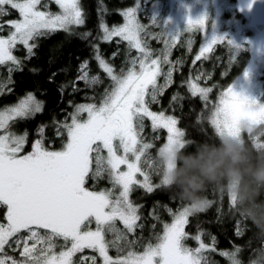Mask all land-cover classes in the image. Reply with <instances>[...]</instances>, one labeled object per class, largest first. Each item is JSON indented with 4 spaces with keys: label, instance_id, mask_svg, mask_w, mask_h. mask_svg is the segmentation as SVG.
<instances>
[{
    "label": "snow or ice",
    "instance_id": "1",
    "mask_svg": "<svg viewBox=\"0 0 264 264\" xmlns=\"http://www.w3.org/2000/svg\"><path fill=\"white\" fill-rule=\"evenodd\" d=\"M54 2L60 9L56 13L41 10L48 8V3L42 0H0V17L9 14V7L19 16L6 22L11 29L8 35H0V66H7L8 72L7 78L0 80V95L14 83L13 72L23 70V61L13 54L18 45L26 49L25 59H31L39 37L59 30L71 33L75 27L84 25L80 0ZM122 15L125 23L119 27L109 28L101 20L102 35L97 39L109 42L120 37L128 43L129 49L137 50L138 55L127 61L126 70L122 68L117 73L102 58L98 45H93L95 59L112 86L105 90L99 104L75 105L74 111L63 121H54L56 134L66 137L60 150L45 145L46 125H40L31 151L22 154L28 133L17 134L12 127L14 122L33 118L44 111V102L34 92L0 109V206L6 207V223H0V264H97L98 259L102 264H207L202 255L207 247L201 239L202 233L190 237L185 231L194 212L190 205L178 212L169 209L172 222L163 224L162 233L155 236V242H147L142 251L132 250L137 240L128 239V234L143 228L138 224L140 206L130 199L134 186L147 193L168 186L170 166L164 163V157L177 146L183 148L186 140L185 132L177 127V118L149 107L172 83L175 65L168 60L167 51L180 33L158 34L159 37L166 34L168 39L164 40L162 58L154 56L141 38L145 27L137 18L138 8L130 7ZM207 19L206 15L198 19L189 17L185 30L197 27L206 30ZM152 24L156 25L155 21ZM3 27L0 24V30ZM91 35L86 32L82 38L87 40ZM217 43L232 46L234 42L224 36L207 37L195 59L200 60ZM162 64L170 65L167 72L163 71ZM161 75L165 76V82L158 85ZM79 81L86 85L100 82L99 76L90 75L86 60L79 66L76 82ZM188 88L192 96H199L205 102L212 91L192 80L188 81ZM76 90L73 87V91ZM176 99L174 96L173 100ZM84 113L87 118L81 119ZM145 119L151 121L154 132L167 131V141L158 150L159 161L149 152L152 143L142 137ZM210 123L218 136L231 137H240L241 126L246 123L248 128L243 134L246 132L254 147L264 152V143H259V136L253 135L258 126L260 135H264V103L235 91L233 86L219 97ZM243 139L245 141L244 135ZM161 173L162 179L154 185L151 176ZM103 176H107L110 188L93 190L86 186L89 179ZM230 206L235 208L233 197H230ZM118 221L124 230L117 227ZM108 234L113 238L106 239ZM189 238L199 242V246L187 247L185 241ZM6 247L19 251L20 259L8 255ZM110 248L116 250L115 257L109 255ZM85 250L98 255H82ZM230 258L237 264L234 254Z\"/></svg>",
    "mask_w": 264,
    "mask_h": 264
},
{
    "label": "trees",
    "instance_id": "2",
    "mask_svg": "<svg viewBox=\"0 0 264 264\" xmlns=\"http://www.w3.org/2000/svg\"><path fill=\"white\" fill-rule=\"evenodd\" d=\"M80 3L85 16L84 25L75 27L71 33L59 30L39 37L35 41L38 47L33 50L35 54L31 59H25L27 56L25 49L17 52L16 56L23 61V70L13 72L14 83L0 95V109L14 105L28 92H34L37 98L44 102L42 113L13 124L12 130L17 134H23L25 131L28 133V143L25 145L24 152L30 151L31 144L38 138L37 129L40 125H46L45 145L52 144L51 148L54 150L62 148L60 142L62 138L55 136L57 126L54 121H63L74 110L75 105L86 101L83 94L87 90L83 89V82H76L78 69L83 61H88L92 74L99 75L103 79L102 85L108 81L105 72L95 59L96 51L93 45H98L100 55L109 64L115 68L119 66L120 58L110 60V56L116 52L115 40L105 42L97 39L102 35L100 23L103 20L109 28L120 25L124 21L122 13L130 7H136L137 0H80ZM86 32L92 33L87 40L82 38ZM121 47L123 50L119 55L122 59L128 48L123 44ZM222 51L221 49L219 54ZM229 53L223 62H218L216 66L209 65L213 62L210 58L202 68L212 73L205 86L212 89L208 94L207 102L199 96L191 95L188 81L193 79L197 63H193L194 54H182L183 63L176 69L173 83L163 92L159 103L154 106L155 110L177 118L178 127L185 132L186 144L179 149L181 157L198 156L208 150L221 149L224 145L225 141L216 134L210 123L212 109L223 90L241 74L248 62V53L243 52L235 59H230ZM53 73H55L54 76ZM7 76L8 72H5L4 77L7 78ZM262 80L264 102V72ZM73 87L77 90L73 91ZM102 87L104 86L98 88L97 93H101ZM62 88L63 91H61ZM174 96L177 97L176 100H173ZM155 143L160 145L161 141ZM241 146L246 158L245 163L240 166L242 169L250 170L264 163V152L254 147L253 141L249 139L246 132L242 134ZM177 166H183V159L175 163V167ZM158 177L154 179V185L159 184L161 179ZM247 179L248 177L245 176V180ZM99 188L107 189V185L101 183ZM221 188H228L226 172L219 184L207 186L203 195L211 202L210 206L204 211L192 213L186 232L190 237L202 233V236L209 235L215 238V243L210 248V259L216 264H233L230 258L232 254L241 264H250V261L264 250V235L258 233L250 220L237 213L235 208H231L227 195L221 200L219 196ZM130 199L140 206V223L143 228H138L134 235L139 238L142 247L149 241L155 242V236L162 233L163 224L172 221L173 216L166 209L178 211L189 205L177 195L175 186H162L152 193L138 188L132 191ZM260 199L264 200V192ZM5 212L6 210L0 207V217L3 221H5ZM159 213L162 218L158 217ZM239 223L243 224L241 231H238ZM186 244L195 248L193 245L196 241L189 238ZM6 252L20 259L19 251ZM223 252L230 255L224 256L221 254Z\"/></svg>",
    "mask_w": 264,
    "mask_h": 264
},
{
    "label": "rangeland",
    "instance_id": "3",
    "mask_svg": "<svg viewBox=\"0 0 264 264\" xmlns=\"http://www.w3.org/2000/svg\"><path fill=\"white\" fill-rule=\"evenodd\" d=\"M45 2L48 3V8L41 10H48L53 13L60 11L58 5L55 4L54 0H42V3ZM136 7L138 8L137 18L139 22L145 27V31L141 33V38L147 43L148 47L153 51L154 56H161V54L165 52L164 40L168 39L166 34L163 37H159L158 34L162 32H166L169 35L180 33L178 38L175 40V43L167 51L168 60L171 62L172 65H175L172 72V83L176 69L180 67L183 63L181 58L182 54L184 55L194 54V58L192 60L193 63L194 64L197 63V65L194 70L195 72L192 81L197 82L201 87H205L206 83L210 80L212 76V73H208L204 69H202L206 65V61H208L211 58L213 59V62L210 63L209 65L216 66L218 62L219 63L223 62V59L228 55L227 53L229 52H230L229 53L230 59H235L241 53L245 52L248 53V62L244 70L241 72V74L238 77H236V79L230 85H228V87L233 86L235 91L243 93L251 98L258 100L261 103H264L262 100V95H263L262 76L264 72V0H137ZM8 12H9L8 15L0 17V24L4 25L3 29L0 30V35L7 36L9 31L11 30L6 23L7 21L19 19L18 12L16 10H12L9 7ZM205 15L208 17L206 21V30L200 29L198 27L192 31L185 30L188 26L187 21L189 17L193 19H198ZM153 21H155L156 25L152 24ZM124 23H125V18L123 23H121L116 27L122 26ZM213 35L227 37L228 40L234 43L232 46L228 45L227 43H217L216 45H213L210 51L206 52L201 57V59L197 61L195 58L197 55H200V49L207 42V37H211ZM113 40H115V44L117 45V47H116V52L110 56V60L112 61L114 60V58H120L119 60L120 63L118 68H115L112 64L110 65L115 69L117 73H119L122 68H124L125 70L127 69L128 67L127 61L131 57L137 56L138 52L135 49H129L128 43L126 41H122L120 37H114ZM122 44L125 45V47L128 49L126 54L121 59L119 53L123 50V48L121 47ZM23 49H25L23 46L18 45L17 49L14 50L13 54L16 55L17 52L22 51ZM221 49L223 51L220 52L219 54V51ZM169 66H170L169 64H162L163 71L167 72ZM5 72H7V66H0V80L6 79V77H4ZM90 75H94L91 73V70H90ZM197 77H199V79H197ZM99 78H100V82L95 85H86L82 81L83 89L87 90V92L83 94L86 101L83 102L82 104H88V103L99 104L105 93V90L110 89V87L112 86V81L110 80L107 74H106V78H108V81L106 82L105 85H102L104 82L103 79H101L100 76ZM164 82H165V76L161 75L158 78V85H163ZM171 84L169 86H171ZM100 86H104V87H102L101 93H97L98 88ZM169 86H167L163 90V92ZM228 87H226L223 90V92L226 91ZM6 90L7 88L4 91ZM163 92L157 96V102L149 104V107L152 111L159 112L158 110L154 109V106L159 103V98L163 94ZM219 97L216 100V104L219 101ZM213 110L214 108L212 109V111ZM86 118H87L86 113L81 115V119H86ZM245 124H242L241 126V136L234 137L239 140L240 144L242 142V134L244 131L247 130ZM254 131L255 133L253 134L259 136L258 142L264 143L263 141L264 135H260L261 127L258 126L256 129H254ZM55 136L56 138L57 137L62 138L60 142L62 143V147H63L64 143H66V137L58 136L57 134ZM142 137L146 142L152 143L153 147L149 150V152L154 159L159 161L158 150L167 141V131L165 129H158L154 132L151 127V121L145 119ZM221 137L225 141V138L231 136L225 135ZM158 141L159 142L161 141L160 145H156L155 142ZM46 146L51 148L52 144H48ZM180 148L181 147L179 146L176 147V149L178 150ZM25 153L27 152H24L22 154ZM164 163L170 166L169 170L175 168V163H173L172 161L164 160ZM157 176H159L158 178L162 179V173L153 174L151 176L152 183L155 182L154 179ZM138 179H142V178L138 176ZM101 183L107 185V188L111 187L107 176H103L95 180L89 179L86 186L93 190H104L99 188ZM138 188L139 187L134 186V190ZM219 196L221 197V200H223L225 196L228 197L229 203H230V197H233L235 199V204L237 203L236 196L234 194H231L228 188L226 189L221 188L219 190ZM0 207L6 210V207L3 206ZM166 210L169 213V209ZM171 211L178 212L174 210ZM158 217L162 218L160 213L158 214ZM171 222L172 221H170V223ZM0 223H6V220L3 221L0 217ZM138 224H141L140 221H138ZM242 226L243 224L239 223L238 231L242 230L241 229ZM94 227L95 225H93V228ZM117 227L120 228L121 230H124L122 223H120L119 221L117 222ZM134 234H128L129 240H133V239L137 240V243L133 245L132 250L137 252L142 251L144 246L143 247L140 246L139 238ZM112 238H113L112 234H108V236L106 237V239H112ZM213 238L214 237L209 235L201 236L203 243L207 245V247L204 250H202V255L206 258L207 264H216L214 261L210 259V248L213 247L215 243V242L213 243ZM186 246L193 248L192 246H189L187 244ZM193 246L195 248L198 247L199 242L196 241V244ZM6 251L13 252L7 249V247H6ZM77 255L79 256L81 254H77ZM82 255H98V254L93 253L91 250H85V252ZM109 255L115 257L117 255L116 250L114 248H110ZM97 264H102V260L98 259Z\"/></svg>",
    "mask_w": 264,
    "mask_h": 264
},
{
    "label": "clouds",
    "instance_id": "4",
    "mask_svg": "<svg viewBox=\"0 0 264 264\" xmlns=\"http://www.w3.org/2000/svg\"><path fill=\"white\" fill-rule=\"evenodd\" d=\"M181 159L182 167L167 171L168 186H175L177 195L187 201L194 212L204 211L210 206L203 193L208 185L219 184L226 172L229 192L237 200L235 211L250 220L258 233L264 235V200L260 199L264 192V163L250 170L242 169L240 166L246 158L238 139L227 137L221 149L208 150L198 156L181 157L179 150L174 148L164 157L165 161L173 163ZM236 261L241 264L238 259ZM250 264H264V250Z\"/></svg>",
    "mask_w": 264,
    "mask_h": 264
}]
</instances>
